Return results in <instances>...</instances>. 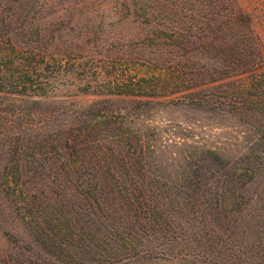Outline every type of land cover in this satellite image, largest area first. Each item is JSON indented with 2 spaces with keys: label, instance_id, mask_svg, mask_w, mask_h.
Instances as JSON below:
<instances>
[{
  "label": "trees",
  "instance_id": "16d2710c",
  "mask_svg": "<svg viewBox=\"0 0 264 264\" xmlns=\"http://www.w3.org/2000/svg\"><path fill=\"white\" fill-rule=\"evenodd\" d=\"M132 16L156 25L138 44L161 63L119 57L130 42L104 35ZM253 27L239 0H0V147L28 156L0 168V193L20 199L39 244L56 237L76 264H264V214L251 216L259 236L217 231L219 209L241 203L236 185L264 179V45ZM125 102L231 111L252 133L253 160L225 179L229 194L218 190L231 166L211 149L193 152L173 184L154 159L156 133L133 129ZM2 207V237L17 241ZM180 241L197 253L176 251ZM0 260L27 261L2 250Z\"/></svg>",
  "mask_w": 264,
  "mask_h": 264
},
{
  "label": "rangeland",
  "instance_id": "374dc122",
  "mask_svg": "<svg viewBox=\"0 0 264 264\" xmlns=\"http://www.w3.org/2000/svg\"><path fill=\"white\" fill-rule=\"evenodd\" d=\"M239 3L243 7V10L249 15L251 26H254L253 29L260 35L264 45V0H239ZM59 13L63 17L70 15L68 9L59 10ZM115 19L116 16L113 15L108 17V21H113ZM104 28L105 32H108L104 35L112 41H115L113 43L121 42L122 39L130 42V46L123 47L122 49V52L128 55H123L120 50L118 53L116 52L117 56H126L133 60L135 57L141 55L145 62L157 61L161 63L156 58L158 54L155 47L149 44H138L141 38L149 36L151 31L157 28L153 23L141 22L136 19V17L132 16L127 22L125 21V23L113 26L106 24ZM200 52H202V50L198 49L196 53L201 56ZM107 55H109V51ZM170 57L172 56L170 55ZM162 59L164 58L162 57ZM177 60L179 61L181 59L178 58ZM169 65L170 63H166L165 66L169 67ZM131 68H133V70H130L129 76L133 80L137 79L143 73L137 64L132 65ZM167 72L168 69L166 70V73ZM107 76L108 75H106L105 81H108ZM77 84L78 83H76V85ZM5 98V96L1 95L0 102H4L7 106L8 102ZM81 105H83V103H81ZM124 105L127 107L129 102H125L121 106ZM149 106H152V104ZM154 106L152 110H147L148 106H144L141 110L142 112L133 111L132 108L128 106L130 107L128 108L130 114H125V116L128 117L126 122L130 124L129 122L132 121L131 127L133 129L141 128L142 132L145 134H151L152 132L156 133L158 140L155 142L157 150L155 151L156 153H154V159L156 160L158 168L164 173L165 177L168 178L167 180L172 181L173 184H181V176L186 171L185 165L190 161L188 157H191V154L195 151L199 152L204 149H211L232 167L226 171L228 176L223 174L224 176L221 177V181H219V193H227V190L233 187L235 181L227 182L225 179H233L231 173L237 171V169L240 170L243 165L242 160H244L245 157H249L250 160H253L254 151L250 148L253 137L252 133L248 130V125L242 122L239 116L231 111L218 109L212 111L208 110L206 107L197 109L188 106H167L164 108L162 104L159 103H154ZM6 150L7 148L0 147V168L4 167L6 161L14 160L15 158L19 159L20 163H24L25 159H28L26 154H6ZM221 173H223V171H221ZM238 187L240 189L239 192ZM236 189L237 191H235L234 194L235 199L241 201V203L236 205L237 208H225V206H223L219 209L221 221L217 231H220V233L223 231L226 232V229L231 227L232 224H238L233 231L236 240L242 241L246 237H252L255 234L258 235L253 232L251 216L254 213L264 214V211L254 209L255 204L264 205V203H261L262 198L264 199L263 175L257 172L253 180L250 181V179H248L246 183L238 184V186L236 185ZM10 198L11 196L0 193V202L5 205V207L1 209L9 210L12 215L5 217L8 220L4 224V226L7 227L5 230L14 231L13 236L17 241L14 239L12 240L10 237H7V239L6 237L3 238L1 234L3 228L0 225V250L5 251V254L8 256L11 255L13 262L16 257H18L19 259L27 260L25 264H76L77 261H74L72 256V259L69 257L61 259L65 250H67L66 253H70L68 251H71V249L66 245L63 247L64 249L61 253L58 252L54 247L60 246V244H57V239L52 236V233L47 231L49 235L52 236V239L49 240L52 248H49V244L46 246L39 244L35 235L32 234V230L29 229L28 222L23 220L20 215L21 212L19 211L22 207L20 205V199H16V201H18V206H16ZM250 199H253L255 203L252 204ZM225 204L230 205L228 202H225ZM6 214L9 215V213ZM4 233L7 234L6 232ZM220 233L219 235H221ZM233 237L234 235L231 239ZM188 246L189 247H185L180 241L176 246V251L182 250L186 252V250L191 249L194 250L191 252L197 253L196 249L193 248L195 247L194 244ZM197 246L199 248V245ZM72 255L74 256V254ZM194 258L196 260V257ZM1 263L2 261L0 260V264Z\"/></svg>",
  "mask_w": 264,
  "mask_h": 264
}]
</instances>
